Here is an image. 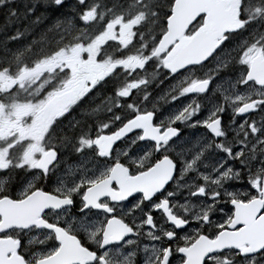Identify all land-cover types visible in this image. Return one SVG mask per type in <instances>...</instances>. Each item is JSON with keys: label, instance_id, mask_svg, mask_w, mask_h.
I'll use <instances>...</instances> for the list:
<instances>
[{"label": "snow or ice", "instance_id": "obj_1", "mask_svg": "<svg viewBox=\"0 0 264 264\" xmlns=\"http://www.w3.org/2000/svg\"><path fill=\"white\" fill-rule=\"evenodd\" d=\"M0 17V264H264V0Z\"/></svg>", "mask_w": 264, "mask_h": 264}, {"label": "trees", "instance_id": "obj_2", "mask_svg": "<svg viewBox=\"0 0 264 264\" xmlns=\"http://www.w3.org/2000/svg\"><path fill=\"white\" fill-rule=\"evenodd\" d=\"M29 6H31V0H29ZM37 8H38V11H37L36 15L33 17H30V20L39 18V24L33 25L34 35H35V32L40 34L41 32L45 31L50 24L53 25L54 19L56 18V14L51 10V8L45 7L42 2L37 5ZM0 23H3L1 17H0ZM13 26H14V28L17 27V25H13ZM22 27H23V23H22L21 28ZM11 30L12 29L5 27V33L9 32ZM53 36H54V34H53ZM33 38H34L33 36H28L25 38V42H29ZM2 39H3V34H0V40H2ZM46 47H47V44H43V46H41V44H37V45L33 46V50L31 51V54L30 53L24 54V58H25L24 60H31L33 57H35L36 55L39 54L40 49L46 48Z\"/></svg>", "mask_w": 264, "mask_h": 264}, {"label": "rangeland", "instance_id": "obj_3", "mask_svg": "<svg viewBox=\"0 0 264 264\" xmlns=\"http://www.w3.org/2000/svg\"><path fill=\"white\" fill-rule=\"evenodd\" d=\"M100 1H104V0H100ZM2 18V17H1ZM52 26V24H50ZM50 25L47 27V29L50 27ZM14 29V26H13ZM53 34L55 35V33H51L50 36H53ZM39 33L35 32V35L33 36L34 38L38 39L39 38ZM30 42V41H29ZM41 46H43V44H41ZM26 53H30L31 52H25ZM23 60L25 59L24 56L22 58ZM0 82L2 83V87H0V91L2 90H6L7 88H10L12 86V81L9 80L6 77H0ZM39 84H33L30 87L26 85V92L22 93L24 95L30 93L33 89H35L36 87H38ZM23 111V110H22ZM50 118V114L47 112L41 113V120H40V124L37 128H35L34 130H32V132L30 133V135L33 137V139H36L37 137L42 139V135H43V129L46 126V121ZM3 129H0V132H2ZM32 147H35V145H33Z\"/></svg>", "mask_w": 264, "mask_h": 264}, {"label": "flooded vegetation", "instance_id": "obj_4", "mask_svg": "<svg viewBox=\"0 0 264 264\" xmlns=\"http://www.w3.org/2000/svg\"><path fill=\"white\" fill-rule=\"evenodd\" d=\"M99 2L103 5L105 3V0L104 1H100ZM212 3V7H214V10L217 12V13H220L222 10H223V1L222 0H212L211 1ZM69 3H70V0H69ZM66 14H70V13H66ZM22 26V23L17 25V27H21ZM84 35V34H82ZM171 41H169L170 43ZM109 53H112V50L109 49ZM257 68L260 72L264 73V58H261L257 61ZM10 80V79H9ZM0 87H2V83L0 82ZM33 91V90H32ZM34 148V147H33ZM220 154H217V156H219ZM210 158L212 159H215L216 157H212V155L210 154ZM6 187V186H5Z\"/></svg>", "mask_w": 264, "mask_h": 264}, {"label": "water", "instance_id": "obj_5", "mask_svg": "<svg viewBox=\"0 0 264 264\" xmlns=\"http://www.w3.org/2000/svg\"><path fill=\"white\" fill-rule=\"evenodd\" d=\"M211 1H212V0H205V3H206L208 6H212V4H211L212 2H211ZM222 1H223V5H222V7L224 8L225 0H222ZM181 31H182V29H179V28H178V29L176 30V34L179 35ZM169 41H171V40H169ZM169 41H168V42H169Z\"/></svg>", "mask_w": 264, "mask_h": 264}]
</instances>
